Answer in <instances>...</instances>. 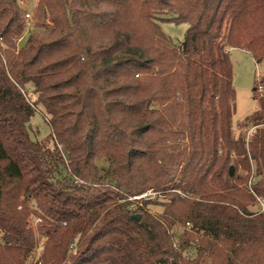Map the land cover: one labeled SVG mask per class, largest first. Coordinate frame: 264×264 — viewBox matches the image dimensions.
I'll return each mask as SVG.
<instances>
[{"label": "trees", "instance_id": "16d2710c", "mask_svg": "<svg viewBox=\"0 0 264 264\" xmlns=\"http://www.w3.org/2000/svg\"><path fill=\"white\" fill-rule=\"evenodd\" d=\"M25 13L0 0V264L44 233L34 264H264V96L235 136L229 56L264 61V0H36L18 45Z\"/></svg>", "mask_w": 264, "mask_h": 264}, {"label": "rangeland", "instance_id": "374dc122", "mask_svg": "<svg viewBox=\"0 0 264 264\" xmlns=\"http://www.w3.org/2000/svg\"><path fill=\"white\" fill-rule=\"evenodd\" d=\"M17 2L26 10V13L24 14L25 31L17 40V44L21 45L28 35V30H33L35 28L33 27L34 20L32 19V11L36 4V0H17ZM27 14L29 16H27ZM159 25L163 33L171 38L174 43H179L183 39L184 33L188 27L186 23L174 22H159ZM229 56L233 69V86L236 93L235 112L232 117L234 134L236 136L241 131L247 138H249L251 137L255 127L249 125L245 129H239L237 124L241 122L245 116L251 114L258 108V101L255 96H264V82H261L262 77H264V61L257 63L246 50L239 48H230ZM257 85H260L261 87L256 91L253 90ZM31 97L34 99V96ZM49 132L50 128L44 116L40 110L36 111L30 120L31 137L38 140L44 139L45 141H48V145H51L52 142L48 138ZM96 164L99 169H101V172L107 167V162L102 158L97 159ZM240 172L243 173L242 170H240ZM147 191L150 193L141 198H149L150 200L160 202V200L156 199L158 196L156 191H153L152 189ZM161 197L162 196H159L158 199H162ZM130 199L136 200L133 196ZM254 208H258L257 205H255ZM148 209L153 214H158L162 211V207L158 204H149ZM29 220L35 228L40 221L39 218L33 215L30 216ZM176 229L179 232L180 228L176 227ZM47 237V233L41 235L37 248L27 259V264L35 263L41 247Z\"/></svg>", "mask_w": 264, "mask_h": 264}, {"label": "built area", "instance_id": "2783aa9c", "mask_svg": "<svg viewBox=\"0 0 264 264\" xmlns=\"http://www.w3.org/2000/svg\"><path fill=\"white\" fill-rule=\"evenodd\" d=\"M27 16H29V15L27 14ZM257 87L260 88L261 86L258 85ZM74 181L76 183L79 182L78 178L75 177V176H74ZM148 193H150V192L149 191H146V192H144V193H142L140 195H134L133 198L134 199H140L141 197H145ZM256 205H257L259 211H264V198H262V197H256ZM187 226H189V225H187Z\"/></svg>", "mask_w": 264, "mask_h": 264}, {"label": "water", "instance_id": "95a60500", "mask_svg": "<svg viewBox=\"0 0 264 264\" xmlns=\"http://www.w3.org/2000/svg\"><path fill=\"white\" fill-rule=\"evenodd\" d=\"M233 172H234V167L233 166H230L229 167V174L230 175H233ZM134 218H140V215L139 214H135L133 215Z\"/></svg>", "mask_w": 264, "mask_h": 264}, {"label": "crops", "instance_id": "0c3cea01", "mask_svg": "<svg viewBox=\"0 0 264 264\" xmlns=\"http://www.w3.org/2000/svg\"><path fill=\"white\" fill-rule=\"evenodd\" d=\"M249 53V52H248ZM250 54V53H249Z\"/></svg>", "mask_w": 264, "mask_h": 264}]
</instances>
